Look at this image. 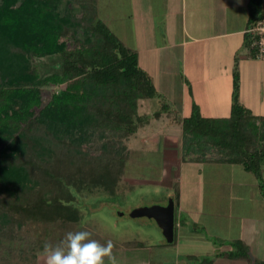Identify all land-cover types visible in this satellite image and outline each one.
Wrapping results in <instances>:
<instances>
[{"label": "trees", "instance_id": "trees-1", "mask_svg": "<svg viewBox=\"0 0 264 264\" xmlns=\"http://www.w3.org/2000/svg\"><path fill=\"white\" fill-rule=\"evenodd\" d=\"M262 2L251 1V26L264 15ZM61 3L0 0V243L12 244L30 223L82 224L80 195L120 193L126 140L171 110L141 67L137 50L100 16L98 0H66L65 11ZM45 57L54 63L44 75L35 59ZM64 83L45 95V87ZM153 98L159 99L156 111L140 113V101ZM182 124L187 151L241 164L256 176L264 197V115L239 101L238 77L229 117H205L194 105ZM229 243L232 249L223 255L264 264L251 258L244 241ZM39 248L12 246L7 253L16 261H8L29 256L34 262ZM2 259L0 252V264ZM194 260L212 262L209 256Z\"/></svg>", "mask_w": 264, "mask_h": 264}, {"label": "crops", "instance_id": "crops-1", "mask_svg": "<svg viewBox=\"0 0 264 264\" xmlns=\"http://www.w3.org/2000/svg\"><path fill=\"white\" fill-rule=\"evenodd\" d=\"M251 1H130L133 6L130 17L133 21L127 23L128 34L125 35L130 36V31H134L135 36L141 32L145 44L138 42L137 45H131L125 38L122 39L129 47L137 50L141 67L151 75L160 97H164L173 109L162 112L160 117L152 118L145 125L146 129L153 127L155 122L164 120L160 122L161 125L155 126L157 128L150 129L151 132L153 129L156 130L154 136L160 137L158 140L162 143V150L157 151L161 155L160 160L152 161L145 158L156 153L152 150L145 153L131 149L129 161L139 162L143 166L140 175L143 178L149 174L151 165L154 167L160 165L156 168L162 175L161 183L165 180L170 189L169 193L178 196L176 199L178 206L176 210L172 195L170 199L174 202L176 216L172 240L164 234L160 221L155 218V222L162 230V236L152 230L147 239L133 234L132 239L127 240L123 247L114 245V255L118 264H200L194 259L202 256L211 257V264H252L246 258H230L223 255L232 249L229 243L231 239L244 241L253 260H264L254 246L255 240L258 241L260 238V231L264 233V226L261 224L264 222V213L263 219L255 217L261 202L264 206V197L259 191L256 176L246 171L241 164L208 160L217 154L208 152L203 159L199 151L196 152L194 149L187 151L182 124V120L192 114L194 105L199 106L201 114L205 117H229L237 77L239 101L254 115H264V60L253 56L247 32L251 26L249 23ZM262 13L264 14V0ZM148 30L153 32L148 33ZM149 100L151 99L142 101ZM148 103L153 106L148 112L153 114L159 107L156 105L159 104V99L156 103L152 101ZM146 142L148 141L144 140L143 143ZM167 164L170 167L167 168ZM224 165H240L245 172L253 176V181L248 183L249 188L243 195L241 194L244 198L243 203L248 204L246 207L248 214L244 212L239 215L238 207L234 203L233 197L240 196V191L237 190L239 180L231 176L229 182L217 179L222 171L220 168ZM212 166L219 167L212 169ZM185 178L190 185L191 199L188 206L184 204L187 200V191L182 189ZM224 182L228 188L230 187V201L224 206H219L217 199L219 200L222 193L220 183L225 185ZM207 198L209 203H206ZM201 199L205 204L198 207ZM168 202L160 205H167ZM184 209L189 217L188 223L182 221ZM233 222L238 224L230 225ZM230 231L236 234L230 236L231 234H228ZM210 235L224 241L218 243ZM227 237L231 239L225 241ZM115 242L116 239L113 243ZM205 242L207 244H204ZM200 244L211 247L207 250L202 246L200 249L198 247Z\"/></svg>", "mask_w": 264, "mask_h": 264}, {"label": "rangeland", "instance_id": "rangeland-1", "mask_svg": "<svg viewBox=\"0 0 264 264\" xmlns=\"http://www.w3.org/2000/svg\"><path fill=\"white\" fill-rule=\"evenodd\" d=\"M65 1L66 0H62L61 3V7L64 11L66 4ZM130 1L131 0H98L100 11L102 12L100 13V16L104 18V21L109 25V27H111V30H113L121 39L125 38V40H127V42H129V44L131 45L132 44L137 45L138 42L143 45L145 44L144 43L145 40L143 39L141 32L139 35L137 33L136 36L134 31H130L131 32L130 36L125 35L128 34L127 23L133 21V19L130 17L131 12L133 10V6L131 5ZM74 4L76 9H78L79 8L78 2L75 1ZM148 31H149L148 33L153 32L152 30H148ZM53 63H54L53 59L48 57L35 59V64L38 66L40 72L44 75L48 73L49 70H52L50 65ZM66 84L67 83L60 85H50L48 87H45V89L47 90L45 91V95L48 96V94H51L52 91L60 90L64 88ZM149 101L156 103L158 102V98H153ZM149 101H140V113L143 114L149 113L148 110L150 108H153L152 104L148 103ZM156 105L159 104L157 103ZM170 109L173 108L171 107ZM163 121L164 120L161 119L159 122H155L153 127H148L146 129L145 126H143L137 131L136 134L132 135L129 139H127L126 142L129 147V153L131 149H137L139 151H144L145 153L147 151L152 150L156 153H153L148 157L145 156V158H148L152 161L160 160L161 155L158 152L162 150L161 149L162 143L161 141L158 140L160 137L154 136L156 134V130L153 129L151 132L150 129L157 128L155 126L161 125L162 123L160 122ZM143 139L148 142L143 143L144 142ZM129 160L130 157H128L126 160L125 172L122 175L121 180L119 182L120 193H117L115 195L107 194L101 197L98 196V193H94V194L89 193V194L80 195L79 198H80L81 211H83L84 213L82 224H79V222L71 223L72 225L70 224L62 225L58 223L44 224L38 222L27 224L22 229L18 230L17 239L14 241L15 243L13 242L11 244L10 241L7 239L1 241L0 252H1V256L3 257V259L1 260L2 263L10 264L8 260H11V263L16 261L13 256L7 253L8 248H11L13 246V248L21 247L27 250V248H30V246L37 243L38 245H40L41 248H39V251L36 252L37 255L36 261L33 262L31 261L32 259L29 260L28 259L29 256H27V258L26 257L19 258L18 259L19 261L17 260L18 262H16L15 264H40L38 253L42 251L43 245L46 242H51L53 245L60 243V241L64 238L65 234L69 231H81V230L89 231L92 233V237L94 239H97L101 244H106L108 240L114 242V239H116V242L113 244L119 247H123L124 244L126 245L127 240L132 239L133 234L139 235V237H141L142 239H147L150 237V235H148L149 232L153 230L156 231L159 234V236H162L163 234L162 230L159 227V225H157V223L155 222L156 219L154 217L146 214L138 216L135 214V212L136 210L142 209L147 206L152 207L163 203H167L172 195H173L172 197H175V193H173L172 195L169 193L170 189L168 188V185L165 180H163V182L161 183L162 175H160V170L156 168L159 167L160 165H156V167L151 165L150 172L147 171L149 172V174L147 175V177L143 178L140 176L141 168L143 166H141L139 162H130ZM145 166H147V164ZM168 166L170 167L169 164H167V168ZM216 167L212 166V169L214 168L218 169ZM221 167H222L220 168L222 170L220 173L221 176L219 175L217 179L219 178V180L229 182L231 181V179L229 178L231 176L239 180V182L237 181V190L238 192L240 191V196L235 195L233 197L234 203L238 207L239 215L244 212L245 214H248L246 210L248 204L246 202L243 203L244 198L242 195L244 194L245 190L249 188L248 183H251L253 181L252 174L245 172V170H243V168L240 165H236V166L224 165ZM208 173L209 172L206 173L207 176ZM225 182H224L225 185L220 183V185L222 186L220 187L222 189V193L219 195V200L217 199V203H219V206L221 205L224 206L230 201V196H229L230 187L228 188ZM183 188L187 191L186 193L187 200L184 202V204L185 206H188L190 204L191 196H189L190 185H188L186 178L184 184L182 185V189ZM259 197L260 199H262L261 196ZM249 201H251V198ZM206 203H209L208 198ZM203 204H205V201L201 199V203H198L197 205L198 207H200ZM90 206L93 209L94 206H98V208L90 211L88 209ZM177 206L178 204L175 201L176 210H177ZM263 213H264V206L261 202L260 207L255 212L256 219H259L258 217L263 219ZM188 218L189 217L186 214V210L184 209L182 212V221L188 223L187 221ZM241 222L242 219L240 220V223ZM236 224L238 223L233 222L230 225L233 226ZM261 224L264 226V222ZM198 230L200 231V226L198 227ZM228 234H231L230 236H234L233 234L236 233L234 231H230ZM259 234H260V238L258 241L255 240L254 246L257 247V250H259L260 256L264 257V233L260 231ZM212 236L213 235H210V237L214 240L215 237L213 238ZM219 239L220 238H215V241L218 243H220V241H224ZM230 239L231 237H227L225 241H228ZM204 244L207 243L205 242ZM202 246H205L207 250L208 248L211 247V245L210 247L209 246L207 247V245H203V244L198 245L200 249H202Z\"/></svg>", "mask_w": 264, "mask_h": 264}, {"label": "clouds", "instance_id": "clouds-1", "mask_svg": "<svg viewBox=\"0 0 264 264\" xmlns=\"http://www.w3.org/2000/svg\"><path fill=\"white\" fill-rule=\"evenodd\" d=\"M40 264H118L114 244H101L89 231H69L60 243L46 242L38 253Z\"/></svg>", "mask_w": 264, "mask_h": 264}, {"label": "water", "instance_id": "water-1", "mask_svg": "<svg viewBox=\"0 0 264 264\" xmlns=\"http://www.w3.org/2000/svg\"><path fill=\"white\" fill-rule=\"evenodd\" d=\"M136 215H149L158 219L162 225L164 234L170 239H173L174 226V205L170 199L167 205H156L152 207H144L135 212Z\"/></svg>", "mask_w": 264, "mask_h": 264}, {"label": "built area", "instance_id": "built-area-1", "mask_svg": "<svg viewBox=\"0 0 264 264\" xmlns=\"http://www.w3.org/2000/svg\"><path fill=\"white\" fill-rule=\"evenodd\" d=\"M247 32L251 35L250 46L255 49V56L264 60V15Z\"/></svg>", "mask_w": 264, "mask_h": 264}]
</instances>
